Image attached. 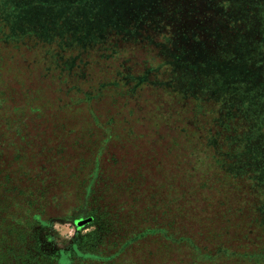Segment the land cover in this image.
I'll return each instance as SVG.
<instances>
[{"label": "rangeland", "instance_id": "374dc122", "mask_svg": "<svg viewBox=\"0 0 264 264\" xmlns=\"http://www.w3.org/2000/svg\"><path fill=\"white\" fill-rule=\"evenodd\" d=\"M262 28V0H0V264H264Z\"/></svg>", "mask_w": 264, "mask_h": 264}, {"label": "trees", "instance_id": "16d2710c", "mask_svg": "<svg viewBox=\"0 0 264 264\" xmlns=\"http://www.w3.org/2000/svg\"><path fill=\"white\" fill-rule=\"evenodd\" d=\"M262 1H264V0H262ZM262 26H260V28H261ZM261 34H264V29L262 28V30H261ZM244 44H247L246 43V41H244ZM183 59V58H182Z\"/></svg>", "mask_w": 264, "mask_h": 264}, {"label": "water", "instance_id": "95a60500", "mask_svg": "<svg viewBox=\"0 0 264 264\" xmlns=\"http://www.w3.org/2000/svg\"><path fill=\"white\" fill-rule=\"evenodd\" d=\"M89 218H87L85 221H87ZM80 222H82V221H80Z\"/></svg>", "mask_w": 264, "mask_h": 264}]
</instances>
